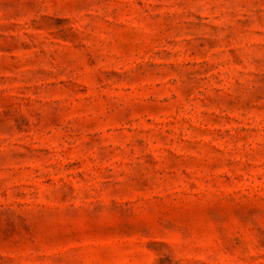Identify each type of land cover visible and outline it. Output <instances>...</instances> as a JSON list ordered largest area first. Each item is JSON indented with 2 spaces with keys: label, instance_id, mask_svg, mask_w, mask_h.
<instances>
[{
  "label": "rangeland",
  "instance_id": "374dc122",
  "mask_svg": "<svg viewBox=\"0 0 264 264\" xmlns=\"http://www.w3.org/2000/svg\"><path fill=\"white\" fill-rule=\"evenodd\" d=\"M0 264H264V0H0Z\"/></svg>",
  "mask_w": 264,
  "mask_h": 264
}]
</instances>
